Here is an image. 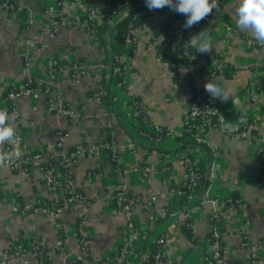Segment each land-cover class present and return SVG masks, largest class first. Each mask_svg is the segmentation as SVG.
<instances>
[{
	"label": "crops",
	"instance_id": "crops-1",
	"mask_svg": "<svg viewBox=\"0 0 264 264\" xmlns=\"http://www.w3.org/2000/svg\"><path fill=\"white\" fill-rule=\"evenodd\" d=\"M12 1L23 8L27 22L23 27V17L0 9V94L8 85L21 87L26 77L35 78L38 83L28 93H14L13 127L23 138V146L19 148L21 158L28 149L53 151L56 147V157L65 162L70 148L81 149L70 170L74 185L82 190L85 200H91L89 204L83 200L85 205L79 210L85 218L84 235L91 239L87 248L92 259L90 264L99 258H112L116 245L125 237L130 248L136 249L142 245L143 237L153 241L162 233H165L163 253L167 264H210L200 248L206 242V234L214 229L212 216L216 211L222 229L219 241L224 248V264H247L253 247L259 255L258 264H264V187L254 183L259 165L256 141L239 133H225L220 126L206 132L200 130L199 136L207 141L210 151L196 148L190 152L207 158L208 181L203 194L202 187L200 194L192 195L193 205L186 214L197 245L191 244L180 231L182 211H175L178 216L167 222L154 223L161 208L173 200L175 189L170 188V184L183 183L181 155L188 150L180 149L175 137L155 142L137 129V120L127 104L128 94L139 97L148 118L156 125L180 131L190 96L187 79L177 76L176 69L158 60L155 43L142 36L129 57V70L124 76L127 90L110 83L101 87L98 79L103 49L94 39L92 30L79 25L50 28L42 7L54 0ZM237 6L238 0H225L222 6L225 21L217 18L205 22L196 31L195 35L202 30L207 32L212 50L196 57L193 83L202 89L210 80L201 69L206 61L217 58L232 63L235 68L231 78L217 76L213 79L223 81L231 93L227 102L210 96L215 111L235 122L239 109L243 108L246 117L258 118L254 127L257 135L264 137V112H260V104L264 105V86L252 87V98L248 89H244L248 78L253 76L249 68L264 67V46L247 49L248 43L242 37H253L237 29ZM72 14L74 8L68 5L66 16ZM160 14L152 10L147 16L142 27L145 33L157 26ZM115 24L116 17L109 20L106 29L109 35ZM58 61L68 64L51 69ZM257 70L255 73L262 72ZM103 93L107 95L106 102L100 98ZM1 107L2 104L0 110ZM108 132L115 138L117 160L121 165L118 175L102 160V149L95 148ZM16 141L15 137L14 142L5 143L0 150L5 145L17 144ZM144 159L148 174L137 167ZM39 162V158L33 160L28 171H13L6 164L0 166V254L9 253L8 250L21 242V235L27 237L28 245L31 244L28 237L35 235L42 246L49 249L43 259H38L34 253L13 254L9 264H67L66 258L83 255L75 232L78 212L63 207L57 215H51L32 207L38 197L55 200L61 193L58 184L40 169ZM118 188L139 195L140 200L133 204L129 214L123 209L113 210L110 205L109 193ZM230 191L237 194V202L231 207H219L216 198ZM1 195L19 199L14 203ZM128 219L132 220L135 232H127ZM195 246L198 249H194ZM58 247L63 251L54 250ZM131 249L128 262L137 264L145 252Z\"/></svg>",
	"mask_w": 264,
	"mask_h": 264
},
{
	"label": "trees",
	"instance_id": "trees-1",
	"mask_svg": "<svg viewBox=\"0 0 264 264\" xmlns=\"http://www.w3.org/2000/svg\"><path fill=\"white\" fill-rule=\"evenodd\" d=\"M108 1V0H107ZM110 3H113L114 0H109ZM2 2H5L8 6L6 11L8 13L16 12L21 17L24 18V25L27 22V18L24 16V10L22 7L18 6L14 1L12 0H0V4ZM223 6V2L222 5ZM46 6L42 7V12L44 13ZM148 10V12H147ZM155 11H159L160 13L163 12L162 9H158ZM223 11V8H222ZM152 13V10H149L146 7L145 0H140L138 3H124L122 5L114 7L111 11L108 13H104L100 19L99 22L94 21H88L87 25L92 26L93 25V34L94 39L99 41L100 46L103 49V56H102V67L100 68L99 72V79L98 84L101 87H104L108 80L109 75V67H108V61L111 59L110 62V85H116L119 88L123 90H127V84L124 79L125 74L129 70L128 67L124 66V63L119 61V58L121 56H126L129 58L133 55L135 50V35L131 33L132 28H142L143 25L146 23L147 16ZM116 17V24L113 28L112 33L109 35L106 31L108 27V22L110 19H113ZM60 19V17H56ZM83 18V17H81ZM174 19V12L171 14H168L165 16L164 19L159 20L157 23V26L153 29L152 35L155 37L162 36L165 39L164 43H155L156 48V55L158 60L165 62L170 69L174 70L182 64L185 59L190 57V62L195 63L196 57L199 56V52H196L195 47L191 45L190 42H188L193 35H195L194 32L190 31H184V34L181 38L176 39L171 31V22ZM48 22V17L45 18ZM72 20V19H71ZM75 24H71L69 26H73ZM21 26V27H22ZM87 29V28H86ZM247 41V36L242 37ZM252 42L248 43L247 49H254V48H262V46L258 45V43L255 41L254 38H251ZM130 41V44L128 43ZM149 41H153V39H149ZM207 62V61H206ZM216 62L220 63L219 69L215 68L213 69L214 78L217 76H221L222 78L229 79L232 76V71L234 70L235 66L232 63L229 62H223L221 60H216ZM68 63L58 61L56 64L52 65L51 69H60L64 68V66H67ZM205 67V65H204ZM204 67L201 68L204 70ZM207 67V66H206ZM252 75L255 73V70L260 69L262 72L257 74V77L254 78H248L246 86L244 89H248V92L252 98L253 91L251 90V87L248 86L253 84L254 87L264 86V67H250L249 68ZM108 70V72H107ZM259 71V70H257ZM30 77H26L23 85L21 87L17 85H8L4 88V90L0 94V104H2L1 110H7L9 114L16 115V105L14 101V93L19 92H25L26 89L33 90L36 85H38L35 78L31 77V80L28 81ZM188 85L190 88V96L188 99L187 107L184 112V124L182 125V128L180 131H174L169 128L156 125L154 122H152L146 113V110L143 106L142 101L139 99V97L135 96L134 94H128V100L127 104L132 108H134L135 113L134 117L137 120V129L142 130L144 126H147L150 128L149 131L145 132V136H147L152 141L158 139L162 140L168 137V135H174V137L179 141L180 143V149H187L188 152L186 153V156L188 157V163H185L184 166V174H188L190 171L195 172L197 177L193 180L192 185L187 186V184L183 181V183L179 185H175L173 183L170 184V188L174 187L175 189V195L173 196V200L163 206L161 208L160 216L157 217V219L154 221V223H161L162 221L167 222L172 217H177L178 214H174L175 211H182L180 215L182 214L183 217L179 219V227L180 231L184 234L186 239L190 241L191 244L197 245V238L194 235L191 220L188 217L187 209L190 207L191 202L190 199L192 198V195L194 194H200L202 191V187L205 180V172L206 167L208 164L207 158H202L199 156H196L193 152H190L191 149L196 148H202L207 153L210 151L209 144L207 141L199 136L200 130L207 131L209 128H217L220 126V119L219 115L216 112H207L204 113L203 110H207V108L211 107L213 105L210 95L205 91L204 88L200 89L197 88L193 83V78L190 77L188 79ZM195 91L201 95V102H199V109L203 112L200 114H197L195 116H190V107L195 104ZM107 95L105 93L100 95V98L103 101L106 100ZM250 99V98H249ZM251 101V99H250ZM64 108L68 110V107L64 105ZM69 111V110H68ZM260 112H264V105H260ZM69 115V113H68ZM258 119V118H257ZM257 119L252 118L251 116L246 117V121L244 126L242 127L240 131V135L243 137H248L249 139L254 141L253 134L256 133V129L254 127V123L257 121ZM244 132V134H242ZM259 136V135H258ZM105 139L101 141L99 140L97 144L102 143L104 144L103 151V157L102 160L108 163L113 168V173L115 175L120 174L121 165L117 160V152L113 151L111 149V145L115 143V138L113 135H111L109 132L104 136ZM103 137V138H104ZM261 139H264V137L259 136ZM84 145V144H83ZM9 145H5L2 149V151L7 152L6 148ZM18 148H21L23 146V138H20V141L16 145ZM258 149V169L257 174L254 179V183L257 186H263L264 187V145L263 144H257ZM56 147H54L53 151H44L40 149H28L26 153L23 154V157L27 158L25 161H22L20 163V168L12 169L13 171H16L18 169H22L23 171H28L30 169V166L32 164V161L35 157L39 158V167L44 172L46 177L53 180L58 184V187L61 189V193L58 195V197L55 200H49L44 197H38L36 201L32 203V207L35 210H42L45 209L47 211H50L52 213L55 212L54 208L57 206H64L69 210L78 212L76 219H75V232L78 239L79 246L83 249L85 248V243H89L91 240L89 236L84 235V227H82V220L83 215H79L80 209H76L73 206V198H78L79 200L83 201L84 194L80 188L74 185V177L70 170L71 165L73 163L75 155H77L79 152H81V149L77 147L70 148L66 154L74 153V157L70 158H64L65 162H60V160L56 157L55 154ZM66 156V155H65ZM138 168L144 169L147 167V163L144 160H141L138 163ZM58 174L60 177H58ZM146 174V173H145ZM177 186V187H175ZM110 198H111V207L113 210L119 211L123 206L128 205V201H132L130 204V209L132 208L133 204H135L138 200H140L138 194L131 193L128 190L123 189H114L113 191H110ZM4 200L16 202L19 197L14 198H4L3 195H1ZM118 197H121V199L118 200ZM227 198H230L234 203L237 202V194L235 192H228L225 196L216 198L217 203L224 202ZM91 200H85V203L89 204ZM219 214L218 211H216L213 216V225L214 229L210 230L206 234L205 243L202 245L201 252L202 256L206 259V261L210 264H217L216 259L211 257L210 253V242H216L220 246L219 248V254L220 257L223 256V246L221 245L219 241V234L221 232V228H219ZM128 221H131V219H128ZM127 221V222H128ZM135 227V226H134ZM133 227V228H134ZM215 231L218 233L215 234ZM30 239L31 244L28 245L27 243V237L24 235H21V242H17L16 246L8 250V252H25V253H34L35 256L38 259H43L47 256V253L49 252V249H45L42 244L38 241L37 237L35 235H30L28 237ZM164 243H165V233L160 234L158 237H156L153 241H148L146 237H143L142 245H140L136 249H131L128 244H125L123 241H121L118 245H116V250L112 254V258H99L94 261V264H100L104 262H108L109 264H128L127 260L122 259L119 263L118 259L120 257L124 258L122 255L127 252L129 249L135 250L136 252L143 253L145 252V255L141 254L140 261L137 264H167V257L164 255ZM262 244L264 246V241H262ZM88 248V247H87ZM81 255L77 258H66L67 264H90L92 262L91 257L87 253ZM56 251H63L62 247H58L54 249ZM157 257L155 258V256ZM259 262V255L256 253L254 255H250L247 264H258ZM239 264H245V263H239Z\"/></svg>",
	"mask_w": 264,
	"mask_h": 264
},
{
	"label": "built area",
	"instance_id": "built-area-1",
	"mask_svg": "<svg viewBox=\"0 0 264 264\" xmlns=\"http://www.w3.org/2000/svg\"><path fill=\"white\" fill-rule=\"evenodd\" d=\"M113 1V0H112ZM140 0H114L113 3H110L111 1H107V0H54L52 3L48 4L44 10V14L48 17V25L50 28H56L58 26H62V25H71V24H75V25H79L82 26L84 28H87L88 30H92L93 31V25L92 26H88L87 23L88 21H94V22H98L102 15L104 13H108L109 11H111L114 7L122 5L124 3L127 2H132V3H138ZM225 0H218V7L216 9L213 10V12L207 16L205 19L201 20L199 23L195 24L194 26L190 27V28H185L183 27V25L185 24V21L187 19V17L185 15L179 14L177 12H174L172 9L168 8V7H164L163 8V12H161V17L160 20L164 19L166 15L171 14L172 12H174V19L171 22V31L173 36L176 39H179L183 36L184 31H190V32H196L198 30L201 29V27L203 26V24L205 22H210L212 20H216L217 18H222L223 21H225V17L222 14V2L224 3ZM68 5L73 6L74 8V14L71 15V17H67L66 16V7ZM8 8L7 4L5 2H2L0 4V9L6 10ZM148 12V11H147ZM60 17V19L56 18V17ZM83 17V18H81ZM72 19V20H71ZM131 33H133L135 35V40H136V44L138 42V40L140 39V37L145 36L148 40L149 39H153V43H164L165 39L162 36H158L155 37L152 35V31H147L145 33L144 29L142 28H132ZM252 39H247V43H251ZM128 43L130 44V41H128ZM135 44V46H136ZM216 60H218L217 58H212L210 60H208V62L205 63V67H204V72L208 74L210 79H214V73H213V69L217 68L219 69L220 67V63L216 62ZM119 61L124 63L125 67H129V58H127L126 56H121V58H119ZM207 66V67H206ZM193 63L190 62V57H188L187 59H185V61L182 62L181 65H179L176 68L177 71V76H181L187 79L192 77V72H193ZM258 73H254L252 78H256ZM31 78L28 79V81H30ZM251 88L254 87L253 84L250 83L249 85ZM45 90H47V87H45ZM30 92L29 89L25 90V93ZM100 93V92H98ZM196 95L195 98V104L193 106L190 107V116H195L197 114H200L204 111V113L207 112H216L214 106L212 105L211 107L207 108V110H200L199 109V102H201L202 98L201 95L199 93H197V91L194 92ZM263 105V104H260ZM64 111L66 113H69L68 110L64 109ZM132 111L133 113H135L134 108L132 107ZM150 128L147 126H144V128L142 129V133L145 135L146 131H149ZM244 134V132L242 133ZM171 137H174V135H168ZM253 137L255 138L254 141H256L257 144H263L264 145V139H261L257 133L253 134ZM16 140L19 141L20 140V136L17 134L16 136ZM151 140V139H150ZM16 141V143H18ZM155 142L159 141L158 139L154 140ZM17 144L14 145H9L6 150L7 152L14 150L15 148H17L16 146ZM95 148L97 149H103L104 148V144L99 143L95 145ZM111 149L113 151H116L115 149V145L112 144L111 145ZM2 150V149H1ZM70 157H74V153H69L68 155L65 156L66 158H70ZM27 158L22 157L20 158L19 161L15 162V163H11V164H7L6 165L8 167H10L11 169H17L20 168V163L22 161H25ZM38 159L37 157H35L33 160ZM181 163L183 165V167L185 166V163H188V157L186 156V153H184L183 155H181ZM143 171L148 174L149 170L148 167L144 168ZM197 177L195 172L190 171L187 175L184 174L183 176V181L187 184V186L192 185L193 180ZM121 199V197H118V200ZM132 201H128V205L123 206L121 209L119 210H125L126 212H128L129 214V210H130V204ZM217 202V201H216ZM233 201L230 198H227L224 202L222 203H217V205L219 207H231L233 205ZM83 205H85L81 200H79L78 198H73V206L76 209H80L81 207H83ZM64 206H57L54 208L55 212L52 213L50 211H47L45 209L42 210H36L38 212H43V213H49L51 215H57L58 212L63 208ZM79 215H83V220H82V227H84V214L82 212L79 213ZM126 229L128 230V233H132L135 232V228H133V223L131 221L127 222V226ZM218 232L215 231V234H217ZM137 234V233H136ZM135 235V234H134ZM128 238L125 237L123 238V242L125 244L127 243ZM85 248L88 247L87 242L85 243ZM129 247H131L129 245ZM210 253H211V257H213L214 259H216L217 264H224V260H223V256L220 257L219 254V248L220 246L218 245V243L216 242H210ZM85 248H81L83 251V255L86 254V249ZM224 252V250L222 251ZM25 252H19V251H14V252H9L6 254H0V264H9L10 260H11V256L13 254H22ZM130 253V249L122 255L124 258L120 257L118 260V262L120 263L122 259L127 260L128 262V256ZM257 253V249L256 248H251V252L250 255H254ZM157 257V255L155 256V258ZM26 261L24 260V263ZM100 264H109L108 262H104V263H100ZM254 264V263H251Z\"/></svg>",
	"mask_w": 264,
	"mask_h": 264
},
{
	"label": "clouds",
	"instance_id": "clouds-1",
	"mask_svg": "<svg viewBox=\"0 0 264 264\" xmlns=\"http://www.w3.org/2000/svg\"><path fill=\"white\" fill-rule=\"evenodd\" d=\"M149 10H158L164 7L187 17L183 27L190 28L209 16L218 7V0H145ZM236 27L241 32L252 35L260 46H264V0H238L236 8ZM188 42L195 47L196 52L208 53L212 50L206 31H201ZM205 91L221 102H227L231 97L230 91L223 81L210 79L204 85ZM15 115H9L7 110H0V148L5 143H12L17 135L13 127ZM19 148L4 152L0 150V166L19 161Z\"/></svg>",
	"mask_w": 264,
	"mask_h": 264
},
{
	"label": "water",
	"instance_id": "water-1",
	"mask_svg": "<svg viewBox=\"0 0 264 264\" xmlns=\"http://www.w3.org/2000/svg\"><path fill=\"white\" fill-rule=\"evenodd\" d=\"M108 67H109V75H108V80L106 83V86H108L109 84V79L111 76V71H110V62L111 59L108 61ZM238 107H240L239 104H237ZM219 119H220V127L222 129V131H224L225 133L231 134V135H237L238 133H240L242 127L245 124L246 121V114H245V110L243 108H240L238 111V117L236 119L235 122H231L228 118L224 117L223 115H219ZM208 173H209V168L206 171V175H205V180H204V184H203V191L202 194L205 191V187L208 181ZM194 249H198L197 246L194 247Z\"/></svg>",
	"mask_w": 264,
	"mask_h": 264
},
{
	"label": "rangeland",
	"instance_id": "rangeland-1",
	"mask_svg": "<svg viewBox=\"0 0 264 264\" xmlns=\"http://www.w3.org/2000/svg\"><path fill=\"white\" fill-rule=\"evenodd\" d=\"M257 104V103H256Z\"/></svg>",
	"mask_w": 264,
	"mask_h": 264
}]
</instances>
